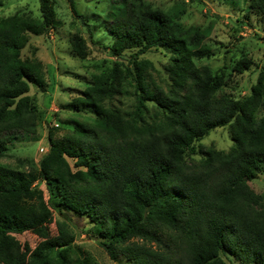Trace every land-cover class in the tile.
<instances>
[{"label":"trees","instance_id":"trees-1","mask_svg":"<svg viewBox=\"0 0 264 264\" xmlns=\"http://www.w3.org/2000/svg\"><path fill=\"white\" fill-rule=\"evenodd\" d=\"M38 2L39 16L0 15V152L35 135L42 121L27 95L31 85L45 87L42 67L21 53L29 36L60 21L51 0ZM66 2L85 24L74 0ZM249 9L264 19V0H249ZM104 24L115 61L66 106L90 122H75L59 140L49 131L38 165L0 163V264H87L74 249L68 214L91 224L114 262L264 264V198L248 186L264 174V69L248 95H225L230 81L205 64L213 50L198 28H184L146 0H111ZM70 47L86 58L80 36ZM151 50L168 59L165 88L154 82L153 64L140 59ZM251 65L238 60L232 72ZM120 96L132 105L117 107ZM225 127L234 144L227 152L197 146ZM24 233L41 239L34 249L14 240Z\"/></svg>","mask_w":264,"mask_h":264},{"label":"rangeland","instance_id":"rangeland-1","mask_svg":"<svg viewBox=\"0 0 264 264\" xmlns=\"http://www.w3.org/2000/svg\"><path fill=\"white\" fill-rule=\"evenodd\" d=\"M110 1L74 0L78 13L86 18L83 24L73 16L66 0H51L60 26L42 36H29V43L21 53L23 59L35 60L34 63L42 67L45 87L31 85L27 94L32 97L42 121L35 135L22 136L0 152L2 165L20 170L28 169V161L38 165L48 151L49 131L53 139L59 140L75 122H90L88 115L68 111L66 106L92 84L94 76L103 74L115 61L109 50L113 39L106 32L104 24ZM146 1L150 6L169 14L184 28L196 27L203 33L205 42L213 50L211 60L205 64L213 71H223L230 81L229 87L224 90L225 95H248L249 88L264 69V19L249 9V0ZM19 11L39 16L38 0H10L0 8V15L8 17ZM75 35L86 42L87 56L83 60L71 51L70 39ZM140 59L153 64L155 71L151 73L152 78L157 85L165 88L164 69L168 59L164 53L151 50ZM241 59L252 62L249 70L243 74L232 72L234 63ZM113 103L126 109L133 101L129 96H120ZM233 145L226 127L212 130L197 143V146L224 152ZM23 159L28 161L24 162ZM69 163L73 166L71 160ZM248 186L264 198V174L248 182ZM39 189L44 192V185L39 184ZM53 216L48 226L51 236L56 235L54 222L58 219L56 214ZM67 217L76 235L73 246L80 260H86L87 264H128L123 257H119L117 262L110 259L98 244V237L86 219L71 214ZM13 238L21 246L27 245L30 249H34L41 241L33 233L14 235ZM224 261L226 264H241L232 257H224Z\"/></svg>","mask_w":264,"mask_h":264}]
</instances>
